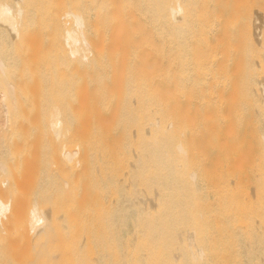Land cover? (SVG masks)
<instances>
[{"label":"bare ground","instance_id":"obj_1","mask_svg":"<svg viewBox=\"0 0 264 264\" xmlns=\"http://www.w3.org/2000/svg\"><path fill=\"white\" fill-rule=\"evenodd\" d=\"M20 1L14 0L16 11L13 4L0 2V25L13 37L19 35L18 18L22 13ZM262 1L264 0H144L141 48L143 60L139 74V99L134 110L136 115H130L125 119L117 141L97 131L78 134L72 149L63 152V158L68 162L73 161L79 170L78 181L72 188L73 195L61 197L58 203H50L45 212L36 206L29 211L30 229L36 232L38 226L42 225L38 234L43 231L46 237L47 264H252V261L257 259L252 253L255 249L258 251V248L261 253L255 251L256 256L260 255L258 260L264 264V230L261 228L260 231L259 227L261 225L263 227L264 224L263 220L259 223L262 219L261 214L264 213L262 212L264 197L260 200L264 195L263 174L261 175L263 179L260 180L262 186L259 181L260 175L259 177L257 175V179L253 177L255 183L259 182L253 185L254 190L263 187L261 190L263 194L259 189L255 194L251 188L253 193L249 191L245 195L242 185L233 188L236 193L237 190L240 192L241 188V193L245 197L252 194L253 198L246 197L250 206L253 203L250 204V199L255 200L254 203L256 199L260 200V206L263 207L260 211L259 204L256 203L260 215L257 216L256 222L257 209L255 210L254 203L252 210L249 209L250 206L247 208V201H244L245 197L241 194L237 197L233 194L234 200L230 199L229 195L232 196L233 189L231 186L229 188L230 184L226 185L229 183L228 174L225 181L220 157V118L223 117V114H220L223 110L220 109L222 106L220 83L222 86L221 74L225 70L223 69L220 74V36H225L226 42L229 36L235 38L238 26L243 25L240 19L248 12L245 10L242 14L241 10L248 7L251 2L259 4ZM260 9L264 11V7ZM260 9L257 11L260 12ZM257 11L258 16L260 14ZM67 16L73 19V25L64 29L63 44L71 59L79 58L87 62L91 53L87 52V45L85 46L81 33L83 22L73 13ZM251 16L253 19V13ZM255 26L256 24L254 27L252 25L253 30L249 29L251 35L254 34L252 31L255 30ZM230 45L228 48L231 50L237 48L236 44L233 47ZM256 59L258 62L257 56ZM253 60L255 61L254 58ZM226 62L228 63V60ZM226 62L224 65H227ZM234 68L233 74L238 73ZM226 71L225 77L228 76ZM259 77L260 85L264 75ZM228 81L229 79L226 83ZM236 85L235 82L234 87L232 86L235 92ZM254 88L256 90L257 86ZM257 90L258 93L255 94L261 99L260 89ZM261 92L264 94V86ZM228 95L230 96L227 97L228 102L232 99L234 101L231 96L235 94L231 92ZM248 103L250 101L245 100V104ZM232 104L234 105L233 102ZM232 104L230 105L233 107ZM238 107L239 104L238 112L233 110V117H238L237 114L241 111ZM58 111L52 116L49 125L56 138L64 135L62 132L64 125ZM226 113L228 115L229 110ZM258 113H261V110ZM238 118L241 120V117ZM262 119L261 123L257 122L259 130L264 117ZM229 124L225 135L231 137L232 126ZM262 127L264 128V125ZM259 134L262 137H258L257 140L260 147L262 145L260 151L264 154V133ZM224 144L227 146L225 142ZM228 147L230 149L229 145ZM234 149H231L232 153ZM246 152L245 156L241 154L240 158L235 155L238 159L235 165L238 168L239 164V170L248 155ZM260 157L256 159L262 161ZM234 160L232 162H235ZM260 163L257 165L255 161L252 169L256 168L259 171ZM262 164L261 167H264ZM229 168L230 166L225 165V170H230ZM258 171L255 173L252 171L253 175L260 174ZM99 172L102 177L97 175ZM234 181L231 184L236 186ZM251 181L253 182V179ZM225 191L228 193L226 197ZM221 193H224L221 200H224L225 205V198L229 197L226 200L228 202L231 200L232 203H227L229 208L232 204L231 209L237 208L242 212L245 211V206L249 209L248 214L247 211L244 214L246 217L249 215L252 224L248 219L246 221L245 215L237 212V209L236 214L239 218L236 214L233 215L235 211L229 212L230 214L232 212L231 217L235 216L238 219V225L239 222L242 225L244 220L254 229L249 231L251 228H248V223L244 225V222L243 226H246L248 231L222 228L223 220L228 216V214L226 216L228 207L225 209L224 204V207L221 205ZM257 193L261 195L257 196ZM220 205L223 207L221 210L225 212H220ZM11 210V203L0 198V228L7 222ZM220 213H223L225 218L222 214L220 216ZM239 213L242 214L241 217L244 215L242 219ZM250 214L252 216L255 214L252 219ZM234 220L236 221L235 218ZM233 222L230 220V227ZM254 222L259 223L257 225L259 231L255 230ZM228 225L229 222L226 226L229 227ZM235 226L236 223L233 228Z\"/></svg>","mask_w":264,"mask_h":264},{"label":"rangeland","instance_id":"obj_2","mask_svg":"<svg viewBox=\"0 0 264 264\" xmlns=\"http://www.w3.org/2000/svg\"><path fill=\"white\" fill-rule=\"evenodd\" d=\"M0 2L13 4L14 10H17L14 0H10V2L9 0H0ZM262 3L264 1L259 4H252L251 2L250 6L240 9L242 14L245 10H248L247 14H250H244L240 19L243 25L238 26L235 38L229 36L226 42L225 36H220V74L223 69L226 71L227 65L226 72H228V76L231 74L229 78L226 76L229 79L226 83V73L223 71L221 74L222 86L220 83V95L223 96V98L220 96V100H222L220 109H223L220 113L223 114V117L220 118V148L223 150H220L223 163L221 168L225 175V181L228 177L227 182L229 183H226V185L230 184L229 188L232 187V189L242 185L241 188L245 189L242 190L245 195L249 191L253 193V187H255L253 185L259 184V182L255 183L253 177L257 179L260 175L259 181L264 177V167H261L262 161H264L262 158L263 151H260L262 145L260 147L259 140H257L258 137H262L259 133H264L262 127L264 121L263 124H260V130L259 123H257L259 121L261 123L260 119L264 117V94L261 92L264 80L260 85V81L258 82L259 75L262 77L264 75V65H262V63L264 64V18L262 17L264 11L260 9V7H264ZM143 6L144 0H21L19 7L22 13L18 18L19 35L13 37L4 26L0 25V198L9 201L12 206L7 222L0 228V264H47L46 237L43 231L38 234L42 225L38 226L36 232L30 229L28 224L29 211L33 206H36L40 211L45 212L50 203H58L61 197L73 195L72 188L78 181L79 170L73 161L68 162L63 158V152L72 149L76 137L83 132L97 131L101 135H109L112 140L115 141L116 139L117 141L123 130L125 119L130 115H136L134 110L136 109V101L139 99V74L143 60L141 50L144 22L142 16ZM249 7H252V9ZM258 8L261 13L258 12ZM249 9L251 12H249ZM256 11L260 15L257 16ZM69 13L78 15L83 22L81 33L84 36L88 51L86 47L85 49L91 53L87 62H83L79 58L71 59L63 44L64 29L73 25V19L67 16ZM262 13L263 15H261ZM250 21L256 24L252 35L249 29L253 30L254 24L252 22L249 24ZM229 44L232 47L236 44V51L228 48ZM225 45L226 48H224ZM256 46L258 49H256ZM222 48L225 49L224 52ZM226 49L230 50L228 52L231 58L227 56ZM260 55L262 58L259 57ZM225 59L228 60V63ZM225 62L227 65H224ZM256 65H262V67ZM233 68L238 73L235 71L236 74H233ZM253 70L255 71L254 74L252 73ZM220 82H222L221 79ZM235 82L237 84L235 87L236 92L233 90ZM256 86L257 89H260L261 99L255 94L258 93V90L254 88ZM231 92L235 94L231 96L234 101L233 99L232 101L229 100V103L227 97H230L228 94ZM237 96L239 97L237 98ZM224 98H226L225 101ZM244 99L250 101L249 106L245 104ZM253 99H256V101H253ZM240 102H242L241 105ZM238 104V109L241 108L242 112L239 111L237 115L241 117V120L238 117H233ZM254 106H256L255 109ZM234 107L235 109H233ZM57 110H59L64 125L62 131L64 135L60 138H56L51 127H49L52 116ZM227 110H229L228 115ZM257 110L258 112L261 110V113H258ZM233 118L234 120L236 118L237 122ZM238 121L241 122V125ZM228 124L230 127L232 126L231 137L225 135ZM251 125L256 128L254 127L253 130ZM228 134L230 135L229 132ZM231 149H234L233 153ZM8 150L11 151V154ZM245 152L248 155L244 163L241 164L240 162L241 169L239 170V164L238 168L235 165L238 160L235 155L237 154L240 158L241 154ZM224 153L228 156L225 157ZM256 157H260L262 161L256 159ZM226 159L228 160L226 161ZM233 159H235V162H232ZM254 160L256 164L261 162L259 168L260 170L263 168L262 173L256 168L252 169V165L255 163ZM225 165L230 166V170H225ZM262 165L264 166V164ZM250 171H254V173L258 171L260 174L253 175L254 173ZM103 174L109 176L104 172ZM262 174L263 177H261ZM97 175L101 176V173L99 172ZM232 181L235 182L236 186L231 184ZM262 182H264V179ZM263 187L262 189L258 187V189L261 191ZM241 188H239L240 192L237 190V193L233 189L235 193L232 191V196L229 195L231 200H234L233 194H236V197L239 194L245 197L241 193ZM258 189L254 190L255 194ZM230 191L231 189L229 193ZM224 193L225 197L228 196L226 191ZM261 194L257 193V196ZM222 196L220 195V200L224 198ZM250 196L252 194H248L246 197L250 198ZM229 197L225 198L226 205L223 203L224 200H221V205L224 204L225 209L228 207V210H226V216L228 214L226 220H228L224 219L223 221L226 225L229 222V227L224 226L223 223L222 228L225 227L227 230L231 228L236 230L237 228L238 231H248V228H251L249 231L254 229L253 226H248V222L251 223V220L249 221V215L246 217L244 212L247 211L248 214L249 209L253 210L251 207H253L255 200L250 199V204L253 202L250 206L248 205L249 199L246 200L245 197L244 201H247V208L249 206L250 208L244 207L243 201L241 205L245 208V211L242 212L237 208L231 209L232 204L230 208L229 205L227 206V203H232L231 200L226 201ZM263 197L264 195L260 200ZM260 200L257 201L256 199V203L259 204L260 211H262L263 205L260 206ZM235 201L233 204L236 207ZM256 203H254V206H256ZM221 205L220 212L224 211L221 210L223 208ZM238 205L240 206L239 203ZM257 208L258 206L255 210ZM236 209L237 212H242L245 215V220L248 219V222L243 220L242 225H240V222L238 225L237 218L239 216L236 214ZM258 209L256 210L257 215L253 214V216H256V222L257 216H260L258 215ZM229 211H235L233 215L236 214L237 218L233 217L236 221L231 217L232 212L230 214ZM221 214L223 215V213H220V216H222ZM241 215L240 219L244 217V215L243 217ZM223 216L225 218V215ZM250 216L252 219L253 216L251 214ZM261 216L262 219L259 220V223L262 220L264 222V213ZM230 220L234 221L231 223V227ZM253 221H255V217ZM243 222L244 225L248 223V228L243 226ZM256 222H254L256 225L254 227L256 231H259L257 229L259 223L256 224ZM235 223L240 227L235 226L233 228ZM241 226L242 229L240 230ZM259 227L260 231L264 230V224L263 227L262 225ZM261 228L263 229L261 230ZM37 235H39V238H37ZM255 251L256 249L252 255L257 259L256 261L251 260L252 264L254 262H256L254 264H263L258 260L260 255L256 256ZM259 251L258 248L256 252L260 254Z\"/></svg>","mask_w":264,"mask_h":264}]
</instances>
